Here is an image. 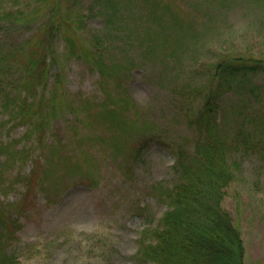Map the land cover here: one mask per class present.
Returning <instances> with one entry per match:
<instances>
[{
  "label": "rangeland",
  "instance_id": "374dc122",
  "mask_svg": "<svg viewBox=\"0 0 264 264\" xmlns=\"http://www.w3.org/2000/svg\"><path fill=\"white\" fill-rule=\"evenodd\" d=\"M81 1L85 12L89 0ZM121 2L119 25H106L96 15L77 32L85 44L96 34L108 37L102 63L119 64L114 76L121 86L104 82L85 58L67 54L63 32L80 25L67 22L52 43L62 104L45 125L49 130L41 134L42 142L18 119L0 113V146L11 144V151L0 155V199L22 209L20 264H139L133 255L159 224L166 209L161 191L174 181L171 146L178 141L190 149L200 138L189 123L209 95L213 64L264 60V0ZM3 6L27 11L39 4L5 0ZM69 11H60L62 18L71 17ZM46 13L41 10L32 24L19 27L24 31L11 32L6 46L36 32ZM175 29L180 47L171 58L163 32ZM257 82L263 86L254 108L264 112V80ZM260 128L251 138L253 147L236 156L239 171L222 203L241 233L244 264H264ZM51 148H57L56 167L46 179L47 166L35 158Z\"/></svg>",
  "mask_w": 264,
  "mask_h": 264
},
{
  "label": "trees",
  "instance_id": "16d2710c",
  "mask_svg": "<svg viewBox=\"0 0 264 264\" xmlns=\"http://www.w3.org/2000/svg\"><path fill=\"white\" fill-rule=\"evenodd\" d=\"M144 1L153 3V0ZM33 2L39 7L25 11L7 9L3 6L5 0H0V113L18 119L20 124L27 126L30 135L37 133L40 143L41 134L49 130L45 125L60 112L62 104L60 94L57 95L62 85L61 75L55 70L52 46L56 32L63 31L67 22L79 23L63 32L67 54L85 58L99 71L104 82L110 81L119 87L121 83L114 76L119 64L107 67L102 63L105 62L102 46L107 44L108 37L96 34L85 44L77 32L96 15L103 16L106 25H119L116 13L122 2L89 0L85 12L81 11V0ZM43 9L48 16L43 17L37 31L21 44L6 46L11 32L24 31L19 27L32 24L34 15ZM68 10L71 17L62 18L60 11ZM178 29L170 34L163 32L166 35L163 40L172 46L171 58L179 54L180 46L174 42ZM147 40L151 44L150 34ZM258 78L264 80V60L232 58L213 64L209 95L189 123L190 127L198 129L200 138L197 136L190 149L183 143L173 142L174 181L161 191L166 209L159 224L151 230L150 240L142 243L133 255L137 263L244 264L241 233L222 203L226 189L239 171L236 156H242L253 147L251 138L258 134L260 126L264 127V112L254 108V103L260 101L263 86L257 82ZM106 117L109 118V113ZM72 128L77 129V125L72 124ZM10 146L1 145L0 155L10 152ZM56 153L57 148H51L47 155L35 158L36 162L47 166L46 179L56 167L52 162ZM27 194L26 191L25 196ZM21 212L16 203L8 205L0 199V264H20L17 244L22 229Z\"/></svg>",
  "mask_w": 264,
  "mask_h": 264
}]
</instances>
